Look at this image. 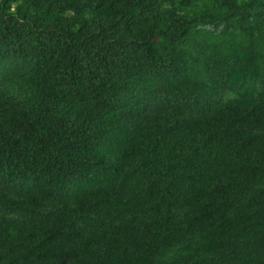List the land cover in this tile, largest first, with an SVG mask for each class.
<instances>
[{
	"label": "trees",
	"instance_id": "16d2710c",
	"mask_svg": "<svg viewBox=\"0 0 264 264\" xmlns=\"http://www.w3.org/2000/svg\"><path fill=\"white\" fill-rule=\"evenodd\" d=\"M0 264H264V0H0Z\"/></svg>",
	"mask_w": 264,
	"mask_h": 264
}]
</instances>
